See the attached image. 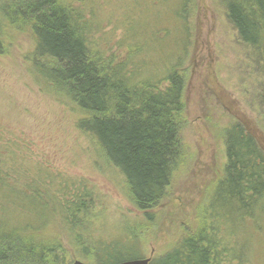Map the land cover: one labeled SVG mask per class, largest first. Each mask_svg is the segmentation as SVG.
Wrapping results in <instances>:
<instances>
[{
	"label": "trees",
	"instance_id": "1",
	"mask_svg": "<svg viewBox=\"0 0 264 264\" xmlns=\"http://www.w3.org/2000/svg\"><path fill=\"white\" fill-rule=\"evenodd\" d=\"M173 1L179 53L188 41V0ZM220 1L264 77V0ZM79 2L0 0V51L11 47L16 36L30 35V73L38 90L74 113L76 131L123 178L135 207L147 212L165 199L185 161L180 140L185 80L174 63L177 53L164 56L161 67L136 60L146 26L140 22L124 31L127 60L106 57L100 40L93 38L99 23L91 14L86 19L90 11ZM155 40L161 44L162 39ZM221 139L226 163L209 183L195 225L177 247L150 264H246L263 230L264 151L238 122L224 128ZM9 149L0 144V264H69L61 235L78 246L79 262L85 264L143 259L137 236L134 240L118 230L126 242L91 236L82 248L86 239L78 230L89 216L88 189L74 180H58Z\"/></svg>",
	"mask_w": 264,
	"mask_h": 264
},
{
	"label": "rangeland",
	"instance_id": "2",
	"mask_svg": "<svg viewBox=\"0 0 264 264\" xmlns=\"http://www.w3.org/2000/svg\"><path fill=\"white\" fill-rule=\"evenodd\" d=\"M72 1L76 5L81 1L90 11L87 20H91L89 14L96 17L99 25L93 38L100 40L99 50L116 62L127 60L124 31L130 32L140 22L146 26L137 42L136 60L155 61L161 67L164 56L173 58L177 53L174 63L185 80L180 132L184 163L165 199L147 212L138 210L123 178L76 131L74 113L38 90L30 73L31 38L27 33L16 36L11 47L0 51V144L10 146L17 157L23 155L40 164L58 180H74L88 189L89 216L78 230L86 239L82 248L91 236H118L126 242L118 230L134 240L137 236L142 258L152 260L177 247L195 225L209 183L221 175L226 163L221 139L224 128L240 123L264 151V77L228 23L220 0H188V41L179 53L181 33L172 18L173 0ZM155 39H162L161 44ZM48 210L52 212V208ZM262 229L246 264H264V221ZM60 239L66 262L81 261L78 246L72 247L62 235Z\"/></svg>",
	"mask_w": 264,
	"mask_h": 264
},
{
	"label": "water",
	"instance_id": "3",
	"mask_svg": "<svg viewBox=\"0 0 264 264\" xmlns=\"http://www.w3.org/2000/svg\"><path fill=\"white\" fill-rule=\"evenodd\" d=\"M72 264H85L79 261H75ZM119 264H150V259H139V260H132V261H127Z\"/></svg>",
	"mask_w": 264,
	"mask_h": 264
}]
</instances>
